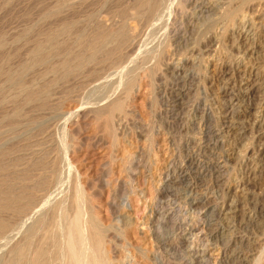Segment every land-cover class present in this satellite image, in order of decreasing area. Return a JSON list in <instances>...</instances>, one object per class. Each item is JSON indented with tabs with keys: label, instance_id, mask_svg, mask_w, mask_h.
<instances>
[{
	"label": "rangeland",
	"instance_id": "374dc122",
	"mask_svg": "<svg viewBox=\"0 0 264 264\" xmlns=\"http://www.w3.org/2000/svg\"><path fill=\"white\" fill-rule=\"evenodd\" d=\"M184 1L168 0L150 21L121 16L133 0H0V191L25 185L12 189L20 209L0 214V264H31L40 246L44 264H69L78 211L79 264H264V197L240 199L247 190L237 188L258 164L246 149L264 143V122L254 123L264 120V84L257 96L242 85L264 70V0L217 45L201 36L213 10L202 17V0ZM123 28L125 46L115 43ZM166 59L179 62L176 73L162 69ZM253 181L249 191L264 194V170Z\"/></svg>",
	"mask_w": 264,
	"mask_h": 264
},
{
	"label": "bare ground",
	"instance_id": "6f19581e",
	"mask_svg": "<svg viewBox=\"0 0 264 264\" xmlns=\"http://www.w3.org/2000/svg\"><path fill=\"white\" fill-rule=\"evenodd\" d=\"M67 1V0H66ZM73 1V0H72ZM93 1V0H92ZM127 1H129V0H127ZM180 2H178V4L180 5V6H183V7H185L184 5H182V4H185L186 5V3H182L184 0H179ZM192 1V0H191ZM263 0H202V5H203V9H200V8H202V7H200L198 10V12H197V14H201L200 16H202L203 14H206L208 11H206V10H213V12H212V14H211V12H209L210 13V15H208V16H206V17H204L205 19L204 20H206L205 21V23H206V25H205V23H204V29H205V32H204V34L202 33V35L201 36H203V35H205L206 37H208L207 39H208V41H210V43L212 44V43H214V45L216 44H218L220 41H221V38L222 39H224L223 37H226L228 34H230V31H234V28H235V25H238L239 26V23H243L244 22V18H245V16L247 17V13H249L250 11L251 12H253L255 9H257V7L258 8H260L261 7V4L264 2H262ZM55 2V1H54ZM168 2V0H133V2H132V5H131V3L129 4V5H131V7H125L126 9H124V10H120V14H121V16H128V17H131V16H133V17H142L143 15H146V17H148V19L149 18H153V17H155L157 14H159L160 12H162V10H164L163 8L166 6V3ZM184 2H186V1H184ZM195 2H197V1H195ZM194 2V3H195ZM199 2V1H198ZM239 4H238V3ZM125 3H128V2H126V0H125ZM193 3V2H192ZM237 3V4H236ZM177 4V3H176ZM110 5V4H109ZM119 5V4H118ZM128 5V4H127ZM193 5V4H192ZM194 5H196V3L194 4ZM201 5V6H202ZM53 6V5H52ZM179 6V7H180ZM197 6V5H196ZM196 6H194V7H196ZM263 6V5H262ZM182 7V8H183ZM178 8V7H177ZM195 9V8H194ZM71 10V9H70ZM181 12H183V11H185V9H183V11H182V9L180 8L179 9ZM197 10V9H196ZM239 10L241 11V13L239 12ZM258 10V9H257ZM261 10H262V8H261ZM264 10V9H263ZM85 11V10H84ZM179 11V12H180ZM52 12V11H51ZM175 12V11H174ZM177 12V11H176ZM188 12V11H187ZM194 12V11H193ZM239 12V13H238ZM255 12H257L258 13V11H255ZM81 13V12H80ZM262 13H264L263 11H262ZM262 13H261V15H262ZM191 14H193L192 12L190 13V15ZM195 14V13H194ZM193 14V15H194ZM252 13H250L249 15H251ZM254 14V13H253ZM252 14V16H254ZM60 15V14H59ZM58 15V16H59ZM177 15V14H176ZM193 15H192V18H193ZM196 15V14H195ZM56 16V15H55ZM120 16V17H121ZM189 16V15H188ZM199 16V17H200ZM204 16V15H203ZM202 16V17H203ZM256 16H258L257 14H256ZM93 17V16H92ZM189 17H191V16H189ZM195 17V16H194ZM47 18V17H46ZM60 18V17H59ZM123 18H125V17H123ZM145 18V17H144ZM197 18H198V16H197ZM221 18H225V21H222V24H221V22L219 21ZM61 19V18H60ZM176 19V18H175ZM200 19H202L201 17H200ZM120 20H122V19H120ZM135 20V19H134ZM133 20V21H134ZM147 20V19H146ZM145 20V21H146ZM150 21H152V19H149ZM203 20V19H202ZM224 20V19H223ZM58 21H59V19H58ZM69 21V20H68ZM72 21V20H71ZM95 21V20H94ZM139 21V20H138ZM142 21H143V19H142ZM145 21H144V23H145ZM149 21V22H150ZM252 21V20H251ZM135 22V21H134ZM136 22H137V20H136ZM172 22V21H171ZM174 22V21H173ZM204 22V21H203ZM248 22V21H247ZM260 22H261V20H260ZM45 23V22H44ZM59 23V22H58ZM97 23V22H96ZM120 23V22H119ZM139 23V22H138ZM144 23L142 24V22H141V24L142 25H144ZM147 23V22H146ZM249 23V22H248ZM256 23V22H255ZM63 24V23H62ZM137 24V23H136ZM135 24V27H137L138 26V24L136 25ZM140 24V23H139ZM192 24V23H191ZM57 25V24H56ZM99 25V24H98ZM122 25V24H121ZM178 25H179V23H178ZM193 25V24H192ZM203 25V24H202ZM242 25V24H241ZM240 25V26H241ZM244 25V24H243ZM131 26H132V23H131ZM141 26V25H140ZM147 26V25H146ZM197 26V25H196ZM238 26H237V28H238ZM121 27V26H120ZM134 27V28H135ZM178 27V26H177ZM195 27V26H194ZM41 28V27H40ZM75 28V27H74ZM103 28V27H102ZM175 28H176V26H175ZM240 28V27H239ZM250 28V27H249ZM253 28V27H252ZM255 28V27H254ZM29 29V28H28ZM49 29V28H48ZM109 29V28H108ZM128 29H131L130 27H128ZM133 29V28H132ZM177 29V28H176ZM195 29V28H194ZM251 29V28H250ZM43 30V29H42ZM126 30L127 29H121V31H120V33H118V35H117V41H115V43H117V44H123L124 43V46L126 45L125 44V42L127 43V41L129 42V40H130V38H128L127 37V32L129 33V31L127 30V32H126ZM134 30V29H133ZM137 29H135V31H136ZM179 30H180V28H179ZM178 30V31H179ZM37 31V30H36ZM96 31V30H95ZM103 31V30H102ZM131 31V30H130ZM172 31V30H171ZM257 31V30H256ZM27 32H28V30H27ZM39 32V31H38ZM58 32V31H57ZM94 32V31H93ZM107 32V31H106ZM113 32V31H112ZM141 32V31H140ZM242 32H243V30H242ZM241 32V33H242ZM55 33V32H54ZM72 33V32H71ZM109 33H111V31L109 32ZM134 33V32H133ZM136 33V32H135ZM175 33H176V31H175ZM48 34V33H47ZM76 34H77V32H76ZM20 35V34H19ZM57 35V34H56ZM131 35H133V34H131ZM135 35V34H134ZM133 35V36H134ZM169 35V34H168ZM178 35V34H177ZM30 36V35H29ZM45 36V35H44ZM61 36V35H60ZM63 36V35H62ZM61 36V37H62ZM107 36H108V33H107ZM128 36H130V35H128ZM140 36V34L138 35V37ZM21 37V36H20ZM38 37V36H37ZM40 37V36H39ZM64 37V36H63ZM131 37V39L133 38L132 36H130ZM169 37V36H168ZM181 37V36H180ZM228 37V36H227ZM46 40L44 39V41H48V40H52V41H54L53 39H55V34H53V33H51V34H48L46 37ZM59 38V37H58ZM94 40H93V43H91L90 44V46H93V47H91V48H89L92 52H93V50H92V48L94 49V51H95V48H97V44L100 42V43H102L101 41H104L103 39L105 38V34L104 33H98V35L97 36H94ZM107 38V37H106ZM192 38V37H191ZM202 38H204V37H202ZM231 38V37H230ZM1 39V38H0ZM88 39H89V37H88ZM129 39V40H128ZM136 39H137V37H136ZM170 40H172L171 38H169ZM196 39V38H195ZM198 40H199V38H197ZM62 40H63V38H62ZM115 40V39H114ZM133 40V39H132ZM201 40V39H200ZM203 40L204 39H202L200 42H201V44L203 43ZM205 40H206V38H205ZM56 41V40H55ZM134 41V40H133ZM264 41V40H263ZM57 42V41H56ZM71 42V41H70ZM90 42V41H89ZM105 42H106V39H105ZM186 42V41H185ZM189 42V41H188ZM192 42L193 43H197V41L195 40V42L192 40ZM199 42V41H198ZM199 42V43H200ZM11 43V42H10ZM14 43V42H13ZM74 43V42H73ZM84 43V42H83ZM130 43V42H129ZM131 43H132V41H131ZM171 43V42H170ZM195 43V44H196ZM198 43V44H199ZM205 43V42H204ZM260 43V42H259ZM22 44V43H21ZM65 44V43H64ZM63 44V45H64ZM77 44V43H76ZM173 44V43H172ZM194 44V45H195ZM197 44V45H198ZM53 45V44H52ZM66 45V44H65ZM87 45V48L89 47V45H88V43L86 44ZM85 45V46H86ZM120 45H118V46H120ZM133 45V44H132ZM193 45V46H194ZM205 45V44H204ZM263 45H264V42H263ZM2 46V45H1ZM30 46V45H29ZM77 46H79V45H77ZM128 46H131V44L130 45H128ZM169 46H171V44H169ZM174 46V45H173ZM193 46H191V48L193 47ZM203 46V45H202ZM206 46V45H205ZM208 46V45H207ZM212 46V45H211ZM14 47V46H13ZM44 47V44L42 43V42H38L37 44H36V47H35V50H36V53H37V55H38V59H39V61H41L42 59H44V58H46L47 57V53L44 51L43 52V49L45 48H43ZM58 47V46H57ZM127 47V46H126ZM167 47V46H166ZM195 47V46H194ZM197 47V46H196ZM199 47H200V45H199ZM198 47V48H199ZM213 47V46H212ZM170 49H171V47H169ZM168 48V49H169ZM197 48V49H198ZM201 48L202 47H200V50H201ZM214 48V47H213ZM77 49V48H76ZM126 49H128V48H126ZM165 49V48H164ZM163 49V50H164ZM167 49V50H168ZM169 49V50H170ZM193 49V48H192ZM196 49V50H197ZM246 49H248V48H246ZM5 50V49H4ZM48 50V49H47ZM54 50V49H53ZM52 50V51H53ZM60 50V49H59ZM168 50V51H169ZM191 49H189V51H190ZM195 50V49H194ZM204 50V47H203V49H202V51ZM31 51V50H30ZM33 51V50H32ZM55 51V50H54ZM53 51V52H54ZM188 51V52H189ZM202 51H200V52H202ZM163 52L164 51H162V52H160V53H162L163 54ZM165 52H166V50H165ZM169 52H171V51H169ZM168 52V53H169ZM192 52V50L189 52V53H191ZM199 52V53H200ZM241 52V51H240ZM263 52H264V46H263ZM17 53V52H16ZM62 53V52H61ZM101 53V52H100ZM104 53V52H103ZM112 53V52H111ZM193 53V52H192ZM199 53H198V55H199ZM92 54V53H91ZM165 54H167V52L165 53ZM165 54H163V55H165ZM110 55V54H109ZM189 55V54H188ZM192 55V54H191ZM243 55V54H242ZM79 56H81V55H79ZM100 56V55H99ZM112 56V55H111ZM160 56V55H159ZM165 56H167V55H165ZM56 57V56H55ZM84 57V56H83ZM87 57V56H86ZM98 57V56H97ZM106 57H107V55H106ZM148 57V56H147ZM164 57V56H163ZM188 57V56H187ZM186 57V58H187ZM196 57V56H195ZM251 57V56H250ZM14 58V57H13ZM16 58V57H15ZM29 58V57H28ZM104 58V57H103ZM151 58V57H150ZM150 58H147L148 60L150 59ZM166 58V57H165ZM168 58V57H167ZM49 59V58H48ZM83 59V58H82ZM96 59V58H95ZM145 59V58H144ZM142 60L143 61V63H144V61H146V60ZM164 59V58H163ZM170 59V58H169ZM171 59H172V57H171ZM184 59V58H183ZM194 59H196V58H193V57H191V56H189V58L188 59H186L184 62H186V63H192L193 61H194ZM14 60V59H13ZM108 60V59H107ZM110 60V59H109ZM161 60H162V58H161ZM73 61V60H72ZM158 61V63H159V60H157ZM165 61V60H164ZM164 61H163V63H164ZM177 61H179V60H177ZM181 61H182V58H181ZM21 62V61H20ZM25 62H27V61H25ZM70 62V61H69ZM183 62V63H184ZM197 62V61H196ZM257 62V61H256ZM4 64H5V62H3ZM50 63V62H49ZM67 63V62H66ZM146 63V62H145ZM179 63V62H178ZM178 63H176V60H175V62L173 61V62H171L170 60L168 61L167 59H166V62L163 64V66H164V68H162V69H164V71L166 70H172V71H170V72H173V71H175V69L179 66V64ZM54 64V63H53ZM56 64V63H55ZM110 64V63H109ZM154 64H155V62H154ZM153 64V66H156V65H154ZM196 64V63H195ZM261 64V63H260ZM100 65V64H99ZM160 65H162V64H160ZM178 65V66H177ZM183 65H185L186 67H188L186 64H183ZM246 65V64H245ZM244 65V66H245ZM152 66V67H153ZM214 66V65H213ZM110 67V66H109ZM158 67H160V66H158ZM215 67V66H214ZM263 68H264V64H263V66H262ZM154 68V67H153ZM28 69V68H27ZM155 69H157V68H155ZM179 69V68H178ZM191 69V68H190ZM196 69V68H195ZM247 69V68H246ZM31 70V69H30ZM35 70V69H34ZM145 71H147V70H145ZM153 71V73H154V71L155 70H152ZM158 71V70H157ZM199 71V70H198ZM262 71L264 72V70L263 69H259L258 67H256L255 68V70H252V72L250 73V75L246 78V80H244L243 82H242V85L244 86V90H245V94H252V95H256V94H258V92H259V89H260V87H261V85L262 84H264V75H262L261 73H262ZM25 72H27V71H25ZM36 72V71H35ZM59 72V71H58ZM75 72V71H74ZM78 72V71H77ZM156 72V71H155ZM179 72H180V70H179ZM197 72V71H196ZM146 73H148V71L146 72ZM174 73H176V71L174 72ZM193 73V72H192ZM60 74V73H59ZM63 74V73H62ZM145 74V73H144ZM186 74V73H185ZM191 74V73H190ZM247 74V73H246ZM43 75V74H42ZM61 75V74H60ZM146 75V74H145ZM198 75V74H197ZM197 75H196V77H197ZM200 75V74H199ZM45 76V75H44ZM147 76H148V74H147ZM193 76H195V74H193ZM143 77V76H142ZM199 77V76H198ZM201 77V76H200ZM6 78V77H5ZM16 78V77H15ZM227 78V77H226ZM238 78V77H237ZM200 79V78H199ZM228 79H230V78H228ZM25 81H27V80H25ZM7 83V82H6ZM20 84V83H19ZM23 85H24V83H23ZM133 85V84H132ZM2 86V85H1ZM131 86V85H130ZM233 86H234V84H233ZM236 86V85H235ZM262 86H264V85H262ZM25 87V86H24ZM37 87V86H36ZM21 88V87H20ZM20 88H17V89H19L20 90ZM6 89V88H5ZM240 89V88H239ZM25 90V89H24ZM38 90H40V89H38ZM128 90H130V89H128ZM33 91V90H32ZM232 91V90H231ZM24 92V91H23ZM30 92V91H29ZM222 92H224V91H222ZM241 92V91H240ZM3 93V92H2ZM226 93V92H225ZM30 94V93H29ZM7 96V95H6ZM257 96V95H256ZM2 97V96H1ZM13 97V96H12ZM33 97V96H32ZM253 97V96H252ZM11 98V97H10ZM14 98H15V96H14ZM230 99H231V97H230ZM9 100V99H8ZM25 100H28V99H25ZM118 100H120V99H118ZM12 101H14V100H12ZM116 101V100H115ZM114 102V101H113ZM113 102H112V104H113ZM5 103V102H4ZM13 103V102H12ZM34 103V102H33ZM120 103V102H119ZM10 104H11V102H10ZM120 105V104H119ZM119 105H115V107H117L118 108V106ZM122 105V104H121ZM17 106V105H16ZM22 106V105H21ZM108 106V105H107ZM5 107V106H4ZM3 107V108H4ZM114 107V108H115ZM2 108V109H3ZM107 108V107H106ZM112 108V107H111ZM114 108H112L113 110H114ZM117 108L115 109V110H117ZM121 108V106L119 107V109ZM196 109V108H195ZM258 109H259V112L260 113H262L263 114V117H264V94H263V96H262V98H261V101H260V105H259V107H258ZM16 110V109H15ZM100 110H101V108H100ZM201 111V110H200ZM232 111V110H231ZM235 112V111H234ZM247 112V111H246ZM112 113V112H111ZM236 114H237V111L235 112ZM234 113V114H235ZM239 113V112H238ZM8 114V113H7ZM18 114V113H17ZM233 114V113H232ZM232 114L231 115H225V117L226 118H228L229 119V123H233L232 122V120H233V117L235 116H232ZM241 114V113H240ZM100 115V114H99ZM102 115V114H101ZM18 117V116H17ZM237 118H239V117H237ZM235 119V118H234ZM197 120V119H196ZM202 120V119H201ZM227 122V123H228ZM263 122H264V120H256L254 123H255V125H258V126H260L261 124H263ZM224 123V122H223ZM119 125V124H118ZM229 125V124H228ZM257 127V126H256ZM243 128V127H242ZM232 130V129H231ZM242 130V129H241ZM262 131V130H261ZM112 132V131H111ZM242 132V131H241ZM264 133V132H263ZM255 135V134H254ZM260 135V134H259ZM262 135L263 134H261L260 136H259V140L261 139V137H262ZM43 136V135H42ZM255 137V136H254ZM256 139V138H255ZM259 140H257V141H259ZM260 142V141H259ZM251 143V142H250ZM44 145V144H43ZM250 145V144H249ZM34 147V146H33ZM22 149V148H21ZM29 151V150H28ZM246 152L248 153H251V160H254V159H256L257 161L256 162H258V164H256V166H254V168L253 167H251V169H250V171H248V176H247V179H245V180H241V181H239L238 182V187L237 188H239V189H244V191H245V189L247 190L246 192H244V193H241V194H243L244 196H242V197H240V194H238L239 195V197H240V199L242 198V199H244L246 196H248L249 195V193H250V195L251 196H253L254 198H263L264 197V194L260 191V192H255V191H249L250 190V188H253L252 187V184H254V183H252V182H254L253 181V179H254V177L255 176H257V174H261L262 173V171L264 170V143H262V146L259 148V149H249V148H247L246 149ZM248 153V154H249ZM21 157V156H20ZM18 159V158H17ZM43 162V161H42ZM36 166V165H35ZM30 167V166H29ZM43 169V168H42ZM43 171V170H42ZM158 179V178H157ZM21 180H22V178H21ZM31 180V179H30ZM45 180V179H44ZM1 182H3V181H1ZM257 182V181H256ZM11 185H13V184H11ZM11 185H10V187H11ZM17 185V184H16ZM24 185V184H23ZM23 185H22V183H21V186L19 185H17V186H15L14 187V185H13V187L12 188H3L2 189V191H0V201L2 200V198L4 199V203L1 201L0 202V214L2 213V211H6V210H14L15 209V206H17L18 204L17 203H21L20 201L22 200H20L19 202H18V197L16 196V195H14L13 194V192L14 191H16V187H18V189H17V191L19 190V187L20 188H22L23 187ZM9 186V185H8ZM25 186V185H24ZM34 186V185H33ZM4 187V186H3ZM5 187H6V185H5ZM34 187H36V186H34ZM33 187V188H34ZM37 187H39V186H37ZM36 187V188H37ZM1 188V187H0ZM24 188V187H23ZM33 188H31V189H33ZM5 189V190H4ZM14 191H13V190ZM25 189H27L28 190V188L27 187H25ZM30 189V188H29ZM30 189V190H31ZM255 189V188H254ZM4 190V191H3ZM23 190V189H22ZM252 190V189H251ZM16 191V192H17ZM21 191V190H20ZM25 191V190H24ZM24 191H21V192H23L24 193V196H27L28 197V194H29V192H27L28 194L27 195H25V192ZM29 191V190H28ZM32 191V190H31ZM243 191V190H242ZM264 192V191H263ZM18 193H20V192H18ZM32 194V193H31ZM237 194V193H236ZM19 195V194H18ZM20 198H24L23 197V195H21V197ZM19 198V199H20ZM76 198V197H75ZM31 199V198H30ZM251 199V198H250ZM264 199V198H263ZM24 200H25V198H24ZM248 200V199H247ZM252 200V199H251ZM244 201V200H243ZM264 201V200H263ZM262 201V202H263ZM235 202V201H234ZM240 202V201H239ZM2 203V204H1ZM25 203V202H24ZM24 203H22V204H24ZM74 203V202H73ZM17 204V205H16ZM21 204V205H22ZM254 204V203H253ZM256 204H257V202H256ZM31 205V204H30ZM233 205V204H232ZM255 205V204H254ZM20 206V205H19ZM25 206H29V205H25ZM32 206V205H31ZM240 206V203H237V204H235V208H236V212L238 213V215H239V213H241V211H242V208H240L239 207ZM259 205H257L256 206V212L257 213H262V212H264V207H262V206H260V207H258ZM33 207V206H32ZM247 207V206H246ZM16 208H18V207H16ZM20 209V208H19ZM18 209V210H19ZM29 209V208H28ZM251 209V208H250ZM12 210V211H13ZM17 209L16 210H14V211H18ZM21 210H25V209H22L21 208ZM29 211V210H28ZM78 211V210H77ZM21 212V211H20ZM19 212V213H20ZM249 212V211H248ZM4 213V212H3ZM8 213V212H7ZM10 213V212H9ZM244 213V212H243ZM6 214V213H5ZM242 214V213H241ZM19 215V214H18ZM21 215V214H20ZM258 215V214H257ZM4 217V216H3ZM257 217V216H256ZM92 218V217H91ZM3 218H0V232L2 231V230H4L5 229V227H6V221H4V220H2ZM247 219V220H246ZM255 219V218H254ZM72 220V219H71ZM80 220H81V213L78 211L75 215H74V217H73V222H72V226H71V228H69V234H68V238H69V240H68V251H69V258H70V263L69 264H79L78 263V261H77V259H78V257L80 256L79 254H81L82 253V251H79L78 252V242H79V240L83 237V230H82V228H81V226H80ZM242 220V219H241ZM245 220H246V222L248 221V222H252V218H251V215L250 216H247V218H245ZM54 221V220H53ZM242 222V221H241ZM243 222H245V221H243ZM70 223V222H69ZM11 224V223H10ZM246 224V223H245ZM8 225V224H7ZM8 229V228H7ZM94 229H96V228H94ZM93 229V230H94ZM7 231V230H6ZM54 231V230H53ZM100 231V230H99ZM98 230L97 231H95V233H94V237H91V239L92 238H94V240L92 241V240H90L91 242H93V243H91V244H93V245H91V247H96V248H98L99 247V244H100V242H102V241H100L101 240V238H100V234L98 233L99 232ZM4 232H5V230H4ZM33 232V231H32ZM101 232V231H100ZM49 233V232H48ZM56 233V232H55ZM35 236V235H34ZM85 236V235H84ZM27 237V236H26ZM31 237V236H30ZM43 238V237H42ZM100 238V239H99ZM84 239V237L82 238V240ZM30 241V240H29ZM52 242V241H51ZM241 242L243 243L244 242V240L243 239H241ZM53 243V242H52ZM81 243V242H80ZM39 244V243H38ZM54 244V243H53ZM84 244H86V243H84ZM20 245V244H19ZM47 245V244H46ZM66 245V244H65ZM36 246V245H35ZM89 246V245H88ZM34 247V246H33ZM53 247V246H52ZM94 247V248H95ZM102 248V247H101ZM28 249V248H27ZM44 249V248H43ZM42 249V247L40 246V247H38L37 249H36V254H34L35 255V257H33L34 258V260L32 261L33 263H31V264H44V256H43V253H45L44 251L45 250H43ZM21 250V249H20ZM24 250V249H23ZM80 250V249H79ZM94 249H91V251H93ZM18 251V250H17ZM28 251H29V249H28ZM88 251H90V250H88ZM98 251V250H97ZM103 251V250H102ZM86 251H84V253H85ZM100 252V251H99ZM22 252H20V254H21ZM25 253V252H24ZM94 253H97V252H94ZM94 253H92V254H94ZM23 254V253H22ZM46 254V253H45ZM57 254V253H56ZM55 254V255H56ZM62 254V253H61ZM83 254V253H82ZM97 254H99V253H97ZM33 255V256H34ZM91 255V253H89V256ZM28 256V255H27ZM85 256V255H84ZM86 256H87V254H86ZM85 256V257H86ZM240 256V255H239ZM245 256V255H244ZM20 257V256H19ZM88 257V256H87ZM91 257H92V255H91ZM46 258V257H45ZM81 258V257H80ZM89 258V257H88ZM100 258V259H99ZM99 258H98V256H97V258L95 259V256H94V259L95 260H97V264H98V259H99V262L100 261H102V258L99 256ZM246 258V257H245ZM52 259V258H51ZM54 259V258H53ZM90 260H91V258H89ZM23 260H25V259H23ZM30 260H32V256H31V258H30ZM80 260V259H79ZM85 260V259H84ZM90 260H87V261H90ZM244 260H246V259H244ZM25 261H29V259L27 258V260H25ZM25 261H24V263H25ZM243 261V260H242ZM248 261V260H247ZM30 262V261H29ZM28 262V263H29ZM80 262V261H79ZM83 262V261H82ZM86 262V261H85ZM91 263H89V262H86V264L88 263V264H95L96 262H94V261H90ZM104 262H106V261H104ZM81 263V262H80ZM20 264V263H19ZM21 264H23V263H21ZM82 264V263H81ZM102 264V263H101ZM105 264V263H104Z\"/></svg>",
	"mask_w": 264,
	"mask_h": 264
}]
</instances>
